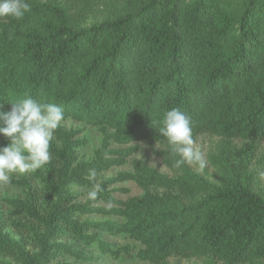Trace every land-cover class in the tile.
<instances>
[{
    "label": "trees",
    "instance_id": "trees-1",
    "mask_svg": "<svg viewBox=\"0 0 264 264\" xmlns=\"http://www.w3.org/2000/svg\"><path fill=\"white\" fill-rule=\"evenodd\" d=\"M71 1L87 9L101 6V19L85 26L66 6L42 0H27L31 10L22 19L0 18V111H10V102L26 95L55 102L64 121L99 128L102 145L92 161L79 162L81 144L58 127L60 147L51 146L54 163L42 179L45 195L37 200L22 183L28 203L10 202L38 225L37 252L5 233L0 218V255L17 264L86 258L62 242L70 236L103 257L131 258L128 246L99 236L109 234L138 243L136 258L149 264L190 255L226 264L264 258V190L254 187L250 155L229 144L221 153L218 186L195 182L194 176L171 180L143 167L103 182L98 198L83 206L72 204L66 191L70 185L90 187V171L98 175L123 166L130 152L111 146L168 141L160 122L173 108L191 116L193 134L264 139V0ZM9 142L0 134V148ZM129 181L145 191L160 186L184 197L146 193L116 202L107 189ZM99 202L117 208L89 207ZM82 215L124 222H80Z\"/></svg>",
    "mask_w": 264,
    "mask_h": 264
},
{
    "label": "rangeland",
    "instance_id": "rangeland-1",
    "mask_svg": "<svg viewBox=\"0 0 264 264\" xmlns=\"http://www.w3.org/2000/svg\"><path fill=\"white\" fill-rule=\"evenodd\" d=\"M44 2L55 1L69 8L71 15L76 23L89 26L98 19H101V6L92 9H87L83 5H78L71 0H42ZM68 133H73L74 142L81 144L77 149V157L79 162H90L95 158L96 152L100 149L103 141V136L99 128L89 127L82 123L73 120H63L59 126ZM198 146L204 154L206 167L199 170L196 166L188 164L182 165L180 168L175 167V161L180 157L171 151V145L166 142H138L129 146H111L110 151H129L131 156L126 159L125 164L121 167H114L108 172H103L96 175L95 180H90V187H80L78 185H70L67 187V192L73 200L72 204L85 205L87 200V192L92 188L93 184L99 182L102 184L105 181L116 178L121 173L135 174L143 167L152 169L154 172L163 175L164 177L175 180L188 176H194L192 180L195 182L201 181L207 186H218L221 178L220 159L223 147L230 145L238 151L246 152L250 155V171L252 173L253 184L257 190H264V139L258 141H244L241 139H225L215 136L210 133L193 134ZM51 146L60 147L59 143L54 138ZM50 146V148H51ZM108 159L116 160L117 156L109 157ZM54 163L50 159L48 164ZM48 164L42 169L24 175L18 173L10 174L11 183L8 185H0V218L3 229L14 241L20 242L23 247L30 253L37 252L36 232L38 225L32 220V217L23 210H15L10 202L16 201L22 204L27 202V194L22 183L27 184L34 193L35 198L39 200L45 195V185L42 179L46 178ZM15 182V183H12ZM19 182V183H18ZM107 191L116 202H126L131 198L141 197L146 193L152 195L176 194L181 193L176 191H167L160 186H153L148 190H142L135 182L129 181L125 183H117L110 186ZM184 197L183 195H181ZM90 208H98L103 210L116 209V204H105L102 202L92 204ZM80 222L104 223L113 222L122 224L123 219L104 216V215H82L78 216ZM96 231H90L88 235H94ZM100 238L111 245L121 247L128 246L131 252V258L121 257L118 260H113L110 257L101 256L94 248H83L81 243L75 241L68 236L62 242L75 246V249L80 253L86 254V258L75 259L71 256H61L58 259L60 263L69 264H149L142 262L136 258L141 246L132 241L126 235H109L100 234ZM83 248V249H81ZM0 264H17L13 259L0 255ZM162 264H226L213 257H201L190 255L188 257H174L168 259ZM246 264H264V258L254 259Z\"/></svg>",
    "mask_w": 264,
    "mask_h": 264
},
{
    "label": "clouds",
    "instance_id": "clouds-1",
    "mask_svg": "<svg viewBox=\"0 0 264 264\" xmlns=\"http://www.w3.org/2000/svg\"><path fill=\"white\" fill-rule=\"evenodd\" d=\"M30 10L27 0H0V18L19 20ZM10 103V111H0V134L10 141L0 148V185L10 184L12 173H32L50 162L54 133L65 119L63 107L55 102H41L26 95ZM160 123L161 135L167 138L172 153L180 157L175 167L188 164L203 170L207 162L193 137L191 116L173 108L164 113ZM89 176L95 180L96 172L90 171ZM102 191L101 184L94 183L87 200L95 201Z\"/></svg>",
    "mask_w": 264,
    "mask_h": 264
}]
</instances>
